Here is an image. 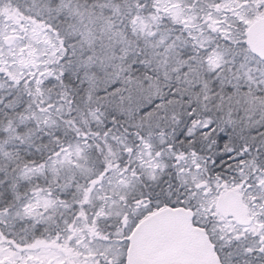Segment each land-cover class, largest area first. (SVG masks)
<instances>
[{
	"label": "snow or ice",
	"instance_id": "obj_1",
	"mask_svg": "<svg viewBox=\"0 0 264 264\" xmlns=\"http://www.w3.org/2000/svg\"><path fill=\"white\" fill-rule=\"evenodd\" d=\"M0 264H264V0H0Z\"/></svg>",
	"mask_w": 264,
	"mask_h": 264
}]
</instances>
